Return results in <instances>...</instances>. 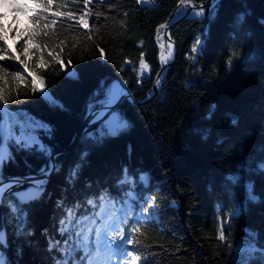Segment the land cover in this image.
<instances>
[{
    "label": "trees",
    "instance_id": "obj_1",
    "mask_svg": "<svg viewBox=\"0 0 264 264\" xmlns=\"http://www.w3.org/2000/svg\"><path fill=\"white\" fill-rule=\"evenodd\" d=\"M24 2L28 14L7 9L13 15L8 33L0 17V55L9 57L0 61V92L20 141L6 139L11 156L0 166L3 178L47 170L51 154L68 147L86 112L106 102L112 81L139 100L148 96L160 68L157 41L165 43L159 26L179 0ZM42 12L38 24L33 18ZM80 16L88 28L78 23ZM170 34L178 55L157 95L142 104L126 99L113 111L127 122L125 130L97 140L104 122L90 126L57 155L39 196L18 201L16 194L31 184L4 193L0 253L7 264H58L69 239L60 232L67 210L91 216L101 211L102 194L117 208L126 205L129 226H136L144 208L152 212L128 245L141 257L137 264L144 257L149 264H234L236 250L249 243L255 249L249 264H264V0H219L204 19L184 18ZM12 56L28 68L9 67L18 63ZM27 116L46 129L35 123L22 129ZM2 119L0 113V125ZM26 136L49 151L23 146ZM125 170L131 179L121 184ZM149 197H155L154 207Z\"/></svg>",
    "mask_w": 264,
    "mask_h": 264
},
{
    "label": "snow or ice",
    "instance_id": "obj_2",
    "mask_svg": "<svg viewBox=\"0 0 264 264\" xmlns=\"http://www.w3.org/2000/svg\"><path fill=\"white\" fill-rule=\"evenodd\" d=\"M50 2V0H49ZM87 3V0H85ZM37 6L40 7V4L37 0ZM46 11V9H45ZM203 6L199 7L197 11L196 6L192 3V0H179L177 5L176 16H186L190 12L193 16L203 15ZM43 18V12L34 17L33 19L39 24L40 20ZM175 18V17H173ZM78 23L82 25L84 28H88V22L84 19L83 16L79 17ZM3 25H0L2 28ZM160 28L166 27L165 24L159 26ZM45 35L47 33L45 32ZM4 37L0 35V40H3ZM31 39V37H29ZM200 41H197L199 44ZM39 50V49H37ZM195 50V49H194ZM24 55L27 56L28 47L27 42H25L23 48ZM9 59V57L5 55H0V61H4ZM59 60V57H56ZM11 60L17 61L18 63L9 64V67H15L19 70V72H24L28 68V64L25 60H20L16 56H12ZM71 63V61H69ZM141 69H145L147 65L141 60L140 63ZM4 72H7V68L4 69ZM72 75H75L73 72ZM159 83V81H157ZM33 91L36 90V79L33 77L32 79ZM42 88V84H41ZM120 94L119 89H111L108 94V99L115 100ZM43 95L49 100L50 103L56 104L57 102L48 96L47 93H43ZM8 103V99L6 95L0 92V113H6V109L3 108L4 104ZM38 127L45 128L46 125L42 123L35 122ZM128 127L127 122L122 118L115 117L113 119L108 120L104 126L101 128L99 134L95 135V139L102 140L105 136H116L119 135L123 130ZM3 126L0 125V129ZM9 135L14 140L17 141L14 135H12L11 130H9ZM23 146L29 147L32 144L37 145L38 149L43 152H48L49 150L38 140V138L34 136H26L22 141ZM11 154L7 150L5 139L2 135H0V166L3 165L4 161L10 158ZM44 171V170H42ZM75 175V171L73 172ZM124 177L121 181V184L129 183L130 176L127 170L124 171ZM143 180V177H140ZM233 180H239V177H233ZM15 183H19V181H15ZM34 187L38 190L41 185L35 184ZM11 185L5 184L2 175H0V199L3 198L5 192L10 191ZM37 193H23L16 194V198L18 201L23 204L28 200L35 199ZM250 198L255 199L254 196H251L249 192ZM150 201L154 203L155 197H149ZM87 204L93 206L94 208L97 205L96 200H88ZM151 206V205H150ZM100 207L101 211L95 212L93 215L88 217H77L74 209H68L65 219L61 221L60 232L62 234H67L69 236L68 240L64 242V258L62 261H59L58 264H112L113 257H120L122 264H129V260L127 258L131 257L132 260H140L141 257L131 256V252L128 248V245L134 243L132 237L133 234L140 232V223L142 219H149L150 217H145L143 213L148 212L147 208H144L142 213L135 218L136 226H129L128 220L129 215L126 205H121V207L117 208L114 201L111 200L107 194H102L100 197ZM76 208V206H74ZM78 210V208H77ZM13 211H16L15 206H13ZM237 212L232 213V215H237ZM82 224H88L89 227H79ZM125 227L128 228L127 235L125 234ZM223 231L220 232V239H224ZM253 239L250 237V240ZM59 242H57L58 244ZM5 245V240L3 238L2 226H0V247ZM83 251V255L80 257L79 261L75 260L76 253ZM255 251L254 246L249 243L248 247L245 248L243 245L236 250V259L234 264H249V257L252 252ZM264 255V253H262ZM0 264H7L5 258L0 255ZM143 264H149L146 257L143 258Z\"/></svg>",
    "mask_w": 264,
    "mask_h": 264
},
{
    "label": "water",
    "instance_id": "obj_3",
    "mask_svg": "<svg viewBox=\"0 0 264 264\" xmlns=\"http://www.w3.org/2000/svg\"><path fill=\"white\" fill-rule=\"evenodd\" d=\"M219 0H206L204 2H200V3H193L196 8H199L201 5L203 6V9H205L206 14L208 13V11L218 2ZM173 15V13H172ZM171 15V16H172ZM188 17V15L186 16H181V18L176 19L174 22L172 21H167L166 22V27L163 28V32H164V36L167 40H170L172 42H174L175 44V52L173 55V58L167 62V64H161V67L159 68V70L157 71L156 75H155V79L152 85V88L150 90L149 95L147 96L148 98H146L144 101H139V99L135 98L129 91L128 92H124L122 95H120V97L115 100L113 103H110L109 100L107 99V102H105L104 104L101 105H97L92 107L91 109H89L82 121V124L78 130V132L76 133V135L74 136L72 142L68 145V147L62 149V150H57L54 153L51 154L50 157V166L48 167L47 170L39 173V174H30V175H25V176H20V175H11V176H6L4 177V183L5 184H10L11 185V189L24 185V184H32L31 187L27 190H24L22 192H20L19 194H23V193H31V192H36L37 196L40 195L42 189L39 188L38 190L34 187L33 183L36 182H41L43 180H47L51 174L53 173L54 169L57 166V161H56V157L57 155L64 153L66 151H68L69 149H71L75 143L78 141V139L80 138V136L90 127L93 126L97 123L100 122H104V124L110 120L113 119L115 117H119L118 114L114 113V109L116 107H118L125 99L130 100L132 103L134 104H142L144 102H147L149 100H151L153 97H155L157 95V93L160 90V85L162 83V81L165 79L169 69L171 68V66L175 63L176 59H177V55H178V45L176 43V41H174L171 38L170 35V30L171 28L178 23L179 21H181L182 19ZM157 81H159V83H157ZM4 122L7 123L8 119L6 117V115H4ZM120 118V117H119ZM15 181H19V183H15ZM30 200L26 201L25 203L29 202Z\"/></svg>",
    "mask_w": 264,
    "mask_h": 264
},
{
    "label": "rangeland",
    "instance_id": "obj_4",
    "mask_svg": "<svg viewBox=\"0 0 264 264\" xmlns=\"http://www.w3.org/2000/svg\"><path fill=\"white\" fill-rule=\"evenodd\" d=\"M11 6L12 9H24L25 6L22 3L21 0H16L13 4L12 0L8 1V0H0V14L3 13V8L4 6L9 5ZM13 21L10 18H5L2 23L4 24V30L7 31V28L5 27V25L12 23ZM8 33V31H7ZM12 41L11 37H9L8 42ZM21 124V128L22 129H26L27 127H29V125L33 124V122L31 121V119L27 116L24 118V120L20 121ZM9 130H11V128H8V136H9ZM7 146V144H6ZM147 201L149 202V199L147 198ZM151 204L153 205V202L150 201ZM145 217H148V214L146 215L145 213H143ZM150 214V212H149ZM1 255V253H0ZM131 256H135L132 252H131ZM136 257V256H135ZM129 260V264H136V260H132L131 257L127 258ZM112 264H122L121 258L120 257H113V261Z\"/></svg>",
    "mask_w": 264,
    "mask_h": 264
},
{
    "label": "bare ground",
    "instance_id": "obj_5",
    "mask_svg": "<svg viewBox=\"0 0 264 264\" xmlns=\"http://www.w3.org/2000/svg\"><path fill=\"white\" fill-rule=\"evenodd\" d=\"M196 9H197V11L199 10V8H196ZM170 46H171V49H169V47H168L165 55L162 57V63L163 64H167V62H169L173 58V55H174L173 46H174V44L172 42H170ZM112 89H119L120 90V94L115 100H117L120 97V95H122L125 92L124 89L121 88V86H119V85L113 86ZM115 100H109V102L113 103ZM2 126H3V128L0 129V134L4 137L5 142H6V139L8 137V128L9 127H8L7 123H3Z\"/></svg>",
    "mask_w": 264,
    "mask_h": 264
}]
</instances>
